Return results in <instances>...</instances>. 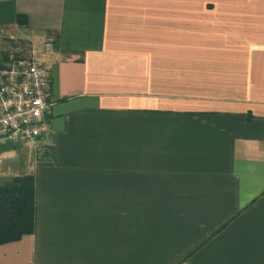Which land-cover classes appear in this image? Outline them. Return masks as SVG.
<instances>
[{"label": "crops", "instance_id": "1", "mask_svg": "<svg viewBox=\"0 0 264 264\" xmlns=\"http://www.w3.org/2000/svg\"><path fill=\"white\" fill-rule=\"evenodd\" d=\"M0 27L51 102L0 264H264V0H0Z\"/></svg>", "mask_w": 264, "mask_h": 264}, {"label": "built area", "instance_id": "2", "mask_svg": "<svg viewBox=\"0 0 264 264\" xmlns=\"http://www.w3.org/2000/svg\"><path fill=\"white\" fill-rule=\"evenodd\" d=\"M45 42L51 45L52 36ZM49 88L48 69L32 46L0 27V144H30L42 153Z\"/></svg>", "mask_w": 264, "mask_h": 264}, {"label": "trees", "instance_id": "3", "mask_svg": "<svg viewBox=\"0 0 264 264\" xmlns=\"http://www.w3.org/2000/svg\"><path fill=\"white\" fill-rule=\"evenodd\" d=\"M18 23L26 16L17 15ZM16 148L11 143L0 144V153ZM35 178L32 174L13 175L0 179V244L19 239L34 229Z\"/></svg>", "mask_w": 264, "mask_h": 264}, {"label": "rangeland", "instance_id": "4", "mask_svg": "<svg viewBox=\"0 0 264 264\" xmlns=\"http://www.w3.org/2000/svg\"><path fill=\"white\" fill-rule=\"evenodd\" d=\"M24 147H26V145H17L15 152L8 150L4 151L3 154H0V168H2L0 170V177L2 179H7L18 174V170L21 172L22 165L27 156V152L24 151Z\"/></svg>", "mask_w": 264, "mask_h": 264}]
</instances>
